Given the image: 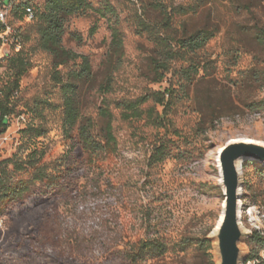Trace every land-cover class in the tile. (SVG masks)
Returning a JSON list of instances; mask_svg holds the SVG:
<instances>
[{
  "label": "rangeland",
  "instance_id": "374dc122",
  "mask_svg": "<svg viewBox=\"0 0 264 264\" xmlns=\"http://www.w3.org/2000/svg\"><path fill=\"white\" fill-rule=\"evenodd\" d=\"M26 1L37 8L46 0L9 4L6 40L0 45V85L13 78L8 58L19 51L31 67L21 80L8 129L0 135V165L16 180L32 177L43 166L59 177L61 191L23 216L3 217L0 250L15 251L27 242L37 252L68 264H131L125 251L142 240L166 238L172 243L207 235L218 264L213 231L225 199L219 153L231 140L264 145V51L254 37L256 28L264 27V0H91L93 8L71 16L63 45L88 56L94 72L81 93L83 113L94 119L100 138L106 124L100 108L109 105L114 114L116 150L94 161L69 156L72 140L64 129L60 79L67 81L82 59L57 68L54 56L40 47L37 21L17 10ZM157 2L177 13L173 34L205 27L217 30L193 56L206 69L186 92L180 89L184 81L179 75L153 81V36L140 22L157 25L161 17L152 5ZM107 3L114 11L102 12ZM113 25L121 31L124 52L112 89L104 92ZM171 85L175 97L167 108V129L152 124L147 113L127 120L117 107L118 101L149 96L142 108L162 110L153 92ZM32 125L42 127L44 134L37 137L28 129ZM165 141L170 154L151 163L155 147ZM14 161L23 162L25 169L15 170ZM253 161H245L242 168L241 220L249 234L242 243L245 259L260 249L249 239L264 225L256 215L246 214L249 207L264 211V170L258 173L256 165H248ZM199 256L193 247L135 264H204Z\"/></svg>",
  "mask_w": 264,
  "mask_h": 264
},
{
  "label": "trees",
  "instance_id": "16d2710c",
  "mask_svg": "<svg viewBox=\"0 0 264 264\" xmlns=\"http://www.w3.org/2000/svg\"><path fill=\"white\" fill-rule=\"evenodd\" d=\"M206 1V0H199ZM32 3L26 1L18 5L17 10L22 16L26 15V6ZM154 10L161 17L157 25L146 20L140 22V26L148 31L154 43L153 54L150 62L156 75L154 83L165 81L169 75L172 77L179 75L184 82L180 83V89L188 91L189 86L200 74L205 66L194 59L200 50L216 36L217 30L210 28L198 29L190 34L184 33L182 36L173 34L176 12H169L163 3L152 4ZM34 7V6H33ZM93 8L91 0H46L43 6L34 7V19L38 24L40 35V47L51 53L57 68L70 60L82 59L81 67L70 73L67 81L60 79L64 96V129L72 140L69 156L80 159L86 156L89 160H95L101 154L111 153L116 150L117 138L114 134L113 119L114 114L110 106L100 108V116L106 119L104 127L105 135L99 137L95 134L96 122L90 116L83 113V103L81 93L84 84L93 79L94 72L90 59L86 55L74 52L63 45V37L66 32V24L71 16L84 14ZM114 7L105 4L102 12H112ZM188 13V11L184 12ZM97 26L93 27V31ZM256 42L264 51V27H257L254 33ZM124 52V39L121 31L115 25L112 26V42L108 53V76L101 88L104 92L112 89L113 73L118 69ZM9 68L13 71V78L6 84L0 85V135L8 129L11 116L15 113V99L20 94L21 80L31 67L30 61L24 56L22 51L8 58ZM254 71V70H253ZM174 86L165 90L154 91L153 95L162 110L157 108L144 109L149 96L136 100H121L117 102V107L122 109L125 119L143 117L147 113L149 121L159 128H169L167 118V108L175 97ZM168 96V97H167ZM36 132L39 137L44 134L42 127L30 126L28 128ZM75 130L77 133L75 134ZM169 143L162 142L155 147V151L150 158L151 163H158L167 158L170 154ZM36 153V152H35ZM248 161V160H247ZM251 161V160H250ZM253 161V160H252ZM248 165H256L258 173H262L264 168L259 162L253 161ZM15 170L25 169V164L21 161H14ZM58 176L49 174L43 166H38L32 177L26 179H14L7 168L0 165V220L3 217L15 215L23 216L33 211L39 203L53 199L61 191ZM2 235L0 228V237ZM254 242L260 245V249L252 252L245 260L257 259L255 264H264V256L260 255L264 249V236L259 231H254L249 239L252 245ZM196 247L202 263L217 264L213 252V241L207 235L204 237H183L179 241L169 243L166 238H149L134 245L131 250L125 251L126 259L135 264L140 260L164 256L168 252H187ZM0 264H68L66 261L37 252L30 243H25L15 251L0 250Z\"/></svg>",
  "mask_w": 264,
  "mask_h": 264
},
{
  "label": "water",
  "instance_id": "95a60500",
  "mask_svg": "<svg viewBox=\"0 0 264 264\" xmlns=\"http://www.w3.org/2000/svg\"><path fill=\"white\" fill-rule=\"evenodd\" d=\"M219 159L225 199L224 218L213 235L218 264H244L246 259L242 243L249 234L241 220L242 168L247 160L264 163V145L246 141L231 142L220 151Z\"/></svg>",
  "mask_w": 264,
  "mask_h": 264
},
{
  "label": "built area",
  "instance_id": "2783aa9c",
  "mask_svg": "<svg viewBox=\"0 0 264 264\" xmlns=\"http://www.w3.org/2000/svg\"><path fill=\"white\" fill-rule=\"evenodd\" d=\"M6 1L7 0H0V45L2 43H4L6 40L5 35L7 34V32H6L7 31V27H6L7 17L10 13L9 4L12 2V0L9 1V4H6ZM25 9H26V15L28 17H30L31 19H34V16H35L34 7L32 5H27ZM246 214L249 217H253L254 215H256L255 218H258V220H260V221H264V211L261 208H254L253 209L252 207H249L246 210ZM256 228L258 229L256 231H259L264 236V225L261 224V226H257ZM257 261L258 260L255 259L254 264ZM247 263L252 264V260L248 261Z\"/></svg>",
  "mask_w": 264,
  "mask_h": 264
},
{
  "label": "bare ground",
  "instance_id": "6f19581e",
  "mask_svg": "<svg viewBox=\"0 0 264 264\" xmlns=\"http://www.w3.org/2000/svg\"><path fill=\"white\" fill-rule=\"evenodd\" d=\"M238 141L256 142V141H251V140L238 139V140H231V141H229V143H231V142H238ZM229 143H227V144H229ZM256 143H257V142H256ZM226 146H227V145H225L224 147H222L221 150H223ZM218 162H219V164H220V159H218ZM223 218H224V213L222 212V214H221V216H220V219H219V221H218V223H217V225H216V228H215L214 231H213V235L216 234L217 229L219 228V225H220V223L222 222Z\"/></svg>",
  "mask_w": 264,
  "mask_h": 264
}]
</instances>
